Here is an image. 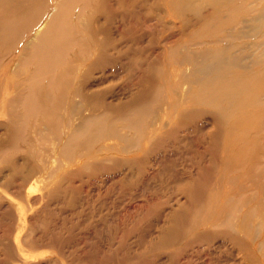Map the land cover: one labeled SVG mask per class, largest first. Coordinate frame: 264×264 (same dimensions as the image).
<instances>
[{"label": "bare ground", "instance_id": "bare-ground-1", "mask_svg": "<svg viewBox=\"0 0 264 264\" xmlns=\"http://www.w3.org/2000/svg\"><path fill=\"white\" fill-rule=\"evenodd\" d=\"M144 1L155 28L128 22V0H0L1 184L33 180L29 193L42 181L44 162L27 157L32 128L71 175L104 167L121 173V188L149 168V180L165 177L170 193L150 187L147 209L125 226L155 220L150 233L140 228L150 236L141 248L175 246L157 264H264V0ZM113 64L123 66L127 91L114 103L108 84L87 91L92 72ZM173 149L193 152L197 171L177 169ZM50 185L44 195L58 196L61 183ZM139 256L107 262L138 264Z\"/></svg>", "mask_w": 264, "mask_h": 264}, {"label": "rangeland", "instance_id": "rangeland-1", "mask_svg": "<svg viewBox=\"0 0 264 264\" xmlns=\"http://www.w3.org/2000/svg\"><path fill=\"white\" fill-rule=\"evenodd\" d=\"M108 1L114 3L116 0ZM145 7L144 0H138L134 8L133 0H128L127 20L131 25L138 24L140 29L146 26L155 28L156 20L146 21L145 19ZM132 11H137V20L133 19ZM116 14L117 11L113 13L111 19L113 22L110 24L113 34L116 29L121 27L116 22L119 21ZM100 20L102 21L103 18ZM101 37V34H97L98 40ZM172 39L174 38L169 40ZM130 40H132L130 36L125 39V41ZM147 40L144 39L138 45H146ZM110 55L116 56L117 52L111 49ZM116 65L106 66L103 69L104 73L100 69L94 70L92 77L87 80L89 86L91 84V88L87 91L99 89L104 84H108L111 91L107 92V101L113 103L115 94L126 95L125 72L121 65L117 71L119 73H117ZM101 77H103L102 82H106L97 85L95 82ZM7 121L6 116H0V139L4 136ZM29 130L32 139L29 147L33 151L27 156L28 162L36 165L42 161L45 168L40 172L38 178L42 181L39 180L29 190V193L25 192V189L29 185L27 183H32L33 180H29L21 188L16 184L4 186L1 183L5 179L7 170L0 171V264H112L107 262L112 259L108 256H113L114 260H117L124 253L128 256L142 255L138 258L135 257L138 264H157L158 260H165L166 256L175 249V246L159 250L152 248L148 251H145L146 248H141L142 245L147 244L150 236L147 233L141 236L140 228L145 227L150 233L155 221L153 218L143 220L139 229L133 228L132 232H125L126 224H135L138 212H144L147 209L153 198L150 187L156 188L163 197L170 193L165 177L160 176L149 180L147 177L152 172V168H149L147 173L143 172L139 182L130 187L121 188L118 182L121 173L105 172L104 167L94 172L83 167L80 174L71 175L69 173L72 170L70 166L67 170L61 167V163H59V167L57 166L60 158L49 152L50 141L45 143L41 139H36V132L32 128ZM41 148L44 152L39 154ZM191 153L178 152L173 149L169 155L175 156L177 169L180 170L183 165L189 163L193 164L192 169L197 171L195 158ZM21 157V153H18L20 162H22ZM103 161L106 163L105 160ZM50 163L53 164L52 167H50ZM206 163L207 161H205ZM54 167L56 168L55 172L48 171ZM64 171H67L69 175L67 172L63 173ZM63 175L67 177H63ZM101 178L104 180L102 183L99 181ZM55 181L61 183L59 189L62 191L58 193V196H45L44 194L48 193L52 186L50 183ZM29 238H36L37 242L29 245L27 243ZM189 251L191 248L187 246L186 252ZM157 254L159 259H157ZM21 255L25 256L23 261L19 260ZM201 255L202 259L207 260L204 253ZM139 261H145V263ZM198 262L200 260L193 261L194 264Z\"/></svg>", "mask_w": 264, "mask_h": 264}]
</instances>
